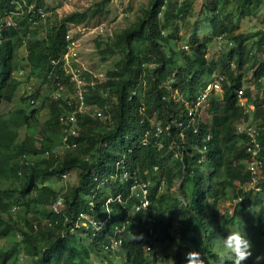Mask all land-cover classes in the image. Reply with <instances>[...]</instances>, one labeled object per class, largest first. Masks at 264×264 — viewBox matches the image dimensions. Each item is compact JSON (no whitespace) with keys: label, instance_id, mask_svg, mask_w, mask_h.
Wrapping results in <instances>:
<instances>
[{"label":"trees","instance_id":"trees-1","mask_svg":"<svg viewBox=\"0 0 264 264\" xmlns=\"http://www.w3.org/2000/svg\"><path fill=\"white\" fill-rule=\"evenodd\" d=\"M27 1L34 5L35 11L26 12L28 8L24 7L22 15H14L15 24L7 27L4 43L0 45V101L11 102L13 98L15 87L11 77L21 68L19 50L27 32L31 34L26 41L27 62L32 70L44 79L71 85L73 81L61 61L70 44L68 26L88 21L102 12L101 2L93 9L71 12L41 37L32 26L43 17L38 11L45 10L44 0ZM194 3L195 0H152L143 16L116 35L114 44L107 43L103 52H120L122 56L108 72V81L89 86L85 100L87 104L97 105L113 122L109 127H102L99 116L79 114L81 132L77 136L69 135L70 147L63 157L45 155L47 150L62 142L66 127L60 122V115L73 110L62 96L50 101V118L45 122L47 129L40 133V139L31 137L19 142L20 129L24 126L32 129L38 120L40 109L30 105L29 101H36L40 91L22 96L29 106L8 112L0 109V241L14 231L20 236L12 248L0 245V264H16L20 252L30 258V264H94L91 254L101 252L104 255L113 239L122 241L126 253L123 264H148L145 248L148 245L149 250L154 249L152 231H158L160 241L170 239L177 245L178 264H184V250L200 252L206 264L218 263L219 239L229 231L239 230L235 216L227 219L220 214L219 201L225 194L222 178H228V185L237 177L242 178L241 183L251 179L250 174L237 175V167L245 165L249 153L246 150L248 137L238 132L236 122L243 118L249 120V116L239 103L238 90L242 83L232 77L231 70L228 75L230 85L223 100H213L210 104L211 123L199 121L197 125H188V117L195 119L196 116L189 114L186 104L172 97V92L178 90L194 106L198 83L203 77L209 74L212 78L219 67V74L230 69L225 60L219 65L214 61L198 63L193 55L184 49L176 51L171 45L174 36L170 31L176 28L179 20L188 16ZM228 3L229 0L211 3V9L216 14L221 13V19L213 21L216 35L221 31L234 34L236 14L254 13L264 0H235V10L227 9ZM14 9L15 5L0 0V18L13 14ZM257 37L258 50L263 51L264 31H258ZM232 38L235 41L233 52L238 54L237 66L241 69L250 53L245 49L246 38L243 33L232 35ZM211 41V36L200 38L197 32L188 39L191 50L201 55L205 54ZM256 62L255 59L254 64ZM150 64L154 65L150 67ZM254 77L257 80L264 77V62L255 66ZM209 83L205 82L203 88ZM140 92H143L142 96ZM244 93L250 96L248 88ZM263 101H254L257 104L254 117L263 120L259 127L262 158ZM155 113L158 115L157 126L153 127L149 117ZM188 126L190 132L185 134ZM58 135L60 139L56 142ZM158 140L165 144L175 140L178 147L162 155L165 148L158 146ZM41 154L40 163L24 160ZM172 162L180 168L173 170ZM206 164L210 168L207 188L204 187ZM73 169L78 170L80 183L72 186L69 192L61 193L64 208L43 210L45 204L52 206L59 193L39 185L38 179L54 175L62 177ZM262 172L259 184L264 192V166ZM178 179H183V198L165 202L160 197L162 181L171 188ZM139 182L149 184L150 206L147 209H135L140 199L133 197V187ZM188 182L190 190H186ZM107 184L114 188L104 190L110 187ZM106 191H111L110 195ZM247 192L243 189L238 192L243 202L252 199L251 196L248 198ZM125 204L133 211L130 220L125 219L122 211ZM179 206L181 215L175 216L173 210ZM18 214L23 218V228L18 225ZM42 221H46L45 224ZM175 222V232H172ZM252 223L264 224V210L255 215ZM125 232L131 239L125 241ZM260 233L264 236V229ZM254 251L252 248L255 256L260 254V251L258 254ZM253 257L244 264H254ZM162 259L168 264L167 257ZM226 264L231 262L226 261Z\"/></svg>","mask_w":264,"mask_h":264},{"label":"rangeland","instance_id":"rangeland-1","mask_svg":"<svg viewBox=\"0 0 264 264\" xmlns=\"http://www.w3.org/2000/svg\"><path fill=\"white\" fill-rule=\"evenodd\" d=\"M151 1L152 0H44V9L47 14L46 16L41 17L42 19L32 26L41 37L46 36L51 31V29L58 24L60 19L71 12L93 9L98 2H101L102 12L98 16L93 17L88 21L79 24H69L67 39L71 41H69L70 44L67 52L62 55L61 61L64 63V71L70 76V79L73 81V83L71 85H64L63 89H59L60 84L51 81V79H44V77L38 75L32 70L31 66L27 62L28 50L26 45V41L31 34L30 32L26 33L24 37L26 39L25 43L19 50V65L21 68L20 70L15 71L11 77V83L15 87L13 98L11 102L0 101V109L3 112H8L11 110L13 111L21 107L29 106V104L23 102L22 96H29L40 91V96L35 102H32V99L29 101L30 105L40 109L38 120L34 125V128L29 129L28 127L24 126L20 129L19 142L25 139L29 140L31 137H38V139L42 137L40 133H43L47 129L45 122L50 118L49 103L52 100L58 99L57 96L59 93L62 94V98L65 101L71 100L75 103L79 99V94L87 92L89 86L95 87L96 85L109 80L108 72L115 68V63L117 60H119L122 54L120 52H116V54H108L107 52H103V50L106 49L107 43L114 44L117 34L121 33L123 29L133 25L141 16L144 15V11L146 8L150 7ZM212 1L213 0H195L193 8L188 16L179 20L176 24V28L170 31L174 36V41L171 43V45L175 47L176 51L184 49L188 54L193 55L198 63L206 62L209 64L214 61L219 65L221 61L225 60L230 66V69L223 70V74H219L221 71V67H219L215 71V74L212 78L209 74H206L202 81L198 83L196 99H199V95L205 91L206 88H203L205 82H218L220 87L217 88V90H212L207 98L202 101V106H199L197 108L198 110L196 109L197 112L195 114V119L188 117L186 122L188 125L194 123L197 125L199 121L211 123L212 111L210 104L213 100L218 102L223 100L224 94L230 85V78L228 75L229 70H231L230 72H232V77L242 83L241 89L245 91V89L248 88L250 90V96H245L244 93L243 102L239 101L242 109L248 113L249 120H246L247 118H243L237 121V127L244 123H246V125L251 124L253 126L260 127L263 120L262 118L255 119L254 117V112L257 108V104L254 103V101L258 99H264V77L257 80L254 77V70L255 66H258L259 62H264V48L263 51L258 50L259 48L257 42V32L264 31V4L261 5L254 13L249 15H241L237 13L234 19V22L237 25L234 34H227L226 32L221 31L216 35L214 34L213 30V21H219L221 19V13L216 14L215 10L211 9ZM235 5V0H229L226 8L235 10ZM194 32H197L200 38L208 36L212 37V41L209 43L204 55L196 54L189 46L188 39ZM237 33L244 34L246 38L245 49L250 52L249 55L245 57L243 67L241 69H239L237 66L236 58L238 54L233 52L235 41L233 40L232 35ZM228 53H231V56H228ZM255 59L257 60V64H254ZM150 65V67H152L154 64ZM139 95L142 96L143 92H140ZM172 97L186 104V109L190 110L191 107L193 108L191 102L186 100L178 92V90H174L172 92ZM150 107H153V105L151 104ZM261 107L264 108V101ZM83 109L84 112L82 114L87 113L91 117L99 116L98 121L102 127L105 125L109 127L113 122L108 115L101 112L97 105L86 103ZM192 116L194 115L192 114ZM157 117V113H155L153 117H149L151 126H157ZM77 126V131L81 132L79 122ZM189 132L188 126V128L185 130V134ZM59 139L60 135H58L56 138V142L59 141ZM158 146L161 149L165 148L162 152V155L169 151L172 152L173 147H178V145L175 143V140H168L166 144L161 140H158ZM58 148L60 151L58 150L59 153L57 155L63 157L66 152V147L63 146V143L61 142ZM46 156L56 157L55 155L51 154H46ZM42 159V154L24 158L26 161L39 163ZM244 164L245 165L242 168L237 167V175L241 174V176H243L250 174L248 173L249 171L247 162L245 161ZM171 165L172 169L175 171L180 168L179 165L175 164V162H172ZM208 166V164L204 166V174L206 177L204 183L205 188L208 187L207 177L210 172V168ZM222 180L225 182V194L220 197V214L227 219H231L235 216L237 226L239 227L238 229H243L245 231L247 236L253 240V249L255 248L256 254H258L260 251L259 255L263 257L264 236L260 233V230L264 229V224L260 225L258 223H252V221H254L256 214H259V212L261 213V211L264 210V192L257 193V191L251 188V179L250 181L247 180L246 183H241L242 178L237 177V179L231 185H228V178H222ZM38 183L41 186H48L53 191L59 193L52 206H50V204H45L42 206L43 210H47V208H53L54 204L59 198L60 199L58 203L63 202L61 200V193H67L69 190H71L72 186L79 185V172L77 169H73L69 173L63 174L62 177L58 175L46 176L38 179ZM148 183H150V181ZM182 183L183 179H178L170 188L166 181H162L160 197H163L165 202L169 200L174 201L175 198H183V196L181 197ZM108 185L109 184H107V186ZM189 186L190 182L187 183L186 190H190ZM111 188H114V186L112 185L105 188L104 190ZM240 189L248 191V198L251 196V198L256 200V202L252 199H246L243 202L242 198L240 197L241 195L238 194ZM110 192L111 191H106V194L110 195ZM138 192L139 188L134 186L133 197L136 196L140 198V196L137 195ZM58 207L61 209L63 204ZM122 211L124 212L125 219L130 220L132 218L133 211L127 206V204H125V207H123ZM181 212L182 208L180 206L173 210V214L175 216H180ZM17 216L18 225L20 228H23V218L20 217L19 214ZM42 222V224H45L46 221ZM246 223H250L251 226H244ZM176 225L177 223L175 222L173 228L171 229L172 232H175ZM152 232L151 239L154 243V249L149 250L147 247L148 245L145 248L148 260L150 261L148 264H164L162 259L163 256L167 257L168 264H173V262L174 264H178L176 259L177 245L173 244L170 239L160 241V234L158 231H155V233ZM118 233L120 235L121 231ZM129 235L132 234L130 233ZM137 235L138 234L136 233L135 236ZM127 238L130 237H128V233L125 232V241ZM17 240H20V236L14 231L8 236L7 239L1 240L0 245L5 246L6 248L8 247L9 249L13 247L14 241ZM112 241L113 244L110 245L108 250H105L104 252V255L106 256H104L101 252H99L97 255L91 254V260L94 264L124 263L126 253L121 246L122 241L114 239ZM187 252L189 251H182L183 263L186 259L185 254ZM252 255L254 256L252 258V262L254 264H264V259L257 261L255 259L256 256L254 254ZM30 263L31 261L29 257L21 254V252L18 254L16 264Z\"/></svg>","mask_w":264,"mask_h":264},{"label":"built area","instance_id":"built-area-1","mask_svg":"<svg viewBox=\"0 0 264 264\" xmlns=\"http://www.w3.org/2000/svg\"><path fill=\"white\" fill-rule=\"evenodd\" d=\"M6 1L15 5V9L11 11L13 14H8V15L0 18V45L3 44V42H4V39H5L4 33L7 30V27L15 24V21L13 19L14 15H22L25 11L24 7L28 8V11H26V12H34L35 11L34 5L29 4L27 0H6ZM38 12L43 17L46 16V14H47V12L43 9H40ZM67 38H68V34H67ZM69 41H71V40H69ZM53 62H55V60H53ZM79 75H81V74H79ZM219 87H220V84L218 82L209 83L206 86L205 91L201 95H199L200 98L196 100L193 108L191 107V109L189 110L190 115H192V114L195 115L197 110H198L197 108L199 106H202V101H204L207 98V96L212 92V90H217V88H219ZM63 88H64V85L60 84L59 89H63ZM243 94H244V90L240 88L238 90V97H239V101H241V102H243ZM61 96H62V94L59 93L57 98H59ZM32 102H35V101L32 99ZM65 102L69 106L73 107L72 111H70L68 113H63L59 117L60 122L66 127L65 128L66 130H65L63 137H62V143H63V146L66 147L65 149H68L70 147V143H69V139H68L69 135L77 136L79 134V132L76 129V126L78 125V122H79V114H82L84 112L83 108L86 105L85 93L83 92V93L79 94V99H78V101H76L77 103L76 102L74 103L71 100H68ZM237 129H238V132L246 134L248 137V140L246 142V150L249 153V157L246 159V162H247L248 171H249L250 176H251V181H250L251 188H253L257 192H262L263 188L259 184V180L263 177L262 169L264 166L263 165L264 164V158H262V155H261L263 145H262L261 139L259 137V127L253 126L251 124L246 125V123H244V124L238 126ZM58 147H59V145L53 147L51 150H47L46 154L47 155L51 154V155L56 156L59 153ZM135 186L137 188H139V192L137 193V195L140 196V198H139L140 204H138L136 206V210L147 209L150 206V200L148 198L149 184L146 182H139V183H136ZM59 199L56 201V203L53 206V208L56 211H59L58 206L62 205V203H63V202L58 203ZM61 200L63 201V197H61ZM110 200H111V198L109 199V201ZM83 217L89 218L88 216H85V215Z\"/></svg>","mask_w":264,"mask_h":264},{"label":"clouds","instance_id":"clouds-1","mask_svg":"<svg viewBox=\"0 0 264 264\" xmlns=\"http://www.w3.org/2000/svg\"><path fill=\"white\" fill-rule=\"evenodd\" d=\"M177 243H179L178 239ZM252 248V241L243 229L229 231L218 241V264H226V261H230L231 264H244V261L252 256ZM185 255L184 264H206L200 252L190 251ZM255 259L259 261L264 257L257 255Z\"/></svg>","mask_w":264,"mask_h":264}]
</instances>
